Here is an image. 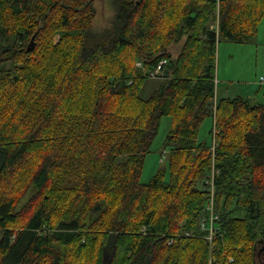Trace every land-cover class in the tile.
Here are the masks:
<instances>
[{
    "label": "trees",
    "instance_id": "trees-1",
    "mask_svg": "<svg viewBox=\"0 0 264 264\" xmlns=\"http://www.w3.org/2000/svg\"><path fill=\"white\" fill-rule=\"evenodd\" d=\"M112 5L97 29L94 0H0V264H257L264 104L218 98L215 74L217 45L255 38L264 0ZM163 116L166 161L143 182Z\"/></svg>",
    "mask_w": 264,
    "mask_h": 264
},
{
    "label": "rangeland",
    "instance_id": "rangeland-1",
    "mask_svg": "<svg viewBox=\"0 0 264 264\" xmlns=\"http://www.w3.org/2000/svg\"><path fill=\"white\" fill-rule=\"evenodd\" d=\"M96 10L93 25L97 29L107 27L112 19L114 9L112 0H94ZM218 17L214 25L217 26ZM182 41L171 44L170 51L176 55L180 49ZM216 96L249 97L254 102L264 104V85H259V79L264 76V15L258 25V32L255 38L248 43H233L221 40L217 45L216 54ZM156 82L149 81L141 95L149 96ZM171 125V118L163 116L161 118L159 130L153 140L151 152L146 155L145 165L142 174V181H147L156 171L157 167L166 161V149L163 146L165 135ZM212 128V121L207 117L201 124L198 137L200 140H207L211 137L209 131ZM166 153V154H165ZM165 154V155H164ZM164 155V156H163ZM257 264H264V244H259L256 250Z\"/></svg>",
    "mask_w": 264,
    "mask_h": 264
},
{
    "label": "built area",
    "instance_id": "built-area-1",
    "mask_svg": "<svg viewBox=\"0 0 264 264\" xmlns=\"http://www.w3.org/2000/svg\"><path fill=\"white\" fill-rule=\"evenodd\" d=\"M260 83H264V76L260 77ZM204 189L206 190L207 203L204 211L205 216L200 221V227L205 234L203 235L212 246V241L216 236L218 227L215 225V220L218 219V213L215 210V190L213 176L205 181Z\"/></svg>",
    "mask_w": 264,
    "mask_h": 264
},
{
    "label": "bare ground",
    "instance_id": "bare-ground-1",
    "mask_svg": "<svg viewBox=\"0 0 264 264\" xmlns=\"http://www.w3.org/2000/svg\"><path fill=\"white\" fill-rule=\"evenodd\" d=\"M164 59V58H163Z\"/></svg>",
    "mask_w": 264,
    "mask_h": 264
}]
</instances>
